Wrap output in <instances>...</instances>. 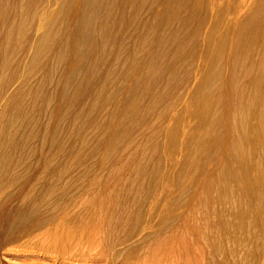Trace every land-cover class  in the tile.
<instances>
[{"label":"rangeland","instance_id":"1","mask_svg":"<svg viewBox=\"0 0 264 264\" xmlns=\"http://www.w3.org/2000/svg\"><path fill=\"white\" fill-rule=\"evenodd\" d=\"M22 1H23L24 5L22 4ZM104 1H107L108 3L104 2ZM160 1H162V2H160ZM72 2H73L72 3L73 4L72 9L74 11H76L77 9H80V6H79V3L81 2L80 0H78V1L73 0ZM96 2L94 1L95 4L93 3V5L91 4L87 8V11L90 13H92L93 10L97 12V14L93 15V17H92V15L89 16L90 19L92 20V22L94 23L93 24L94 27L92 25L93 29L90 30L88 33L86 32V29L84 28L83 24L79 25L80 23H79V20L77 19L76 16H72L70 18H67V20L65 18L66 25L68 23L73 24L74 28H76V26L78 28V26H79V28L77 30L74 29L75 31L79 30V33H80L79 37H81V35H84L85 32L88 35V39L86 40L85 46L82 48V53H80L79 55L78 54L76 55L75 51H71L72 48L70 49V47L68 48L67 46H61L60 45L61 44L60 41H66L67 42V40H68L67 44L72 43V45H73V42H77V43H74L77 46V44L79 43L78 38H74L72 36L71 37H65L66 36V34L64 35L65 31H63V35H62V31L53 30V31H49V33L46 34L45 39L42 38L43 40L41 41V44L38 47H35V49L33 51H30V53L28 54L30 57L29 61L27 63H25L27 65H24V62L21 61L22 64L20 63V54H19V56H16L17 59H16V57L14 58L16 60H14L13 57H11V56L15 52L14 49H16L17 45L21 42L22 37L25 36L26 32L28 31L27 29H29V25H30V21L32 19V15H34V13L38 10V7L40 6L39 4L41 2L40 1L37 2V0H21V1L20 0H17V1L16 0H12V1L0 0V11H2V12H0V29H3V30H0V46L2 47V48H0V55H3V58H4L3 59L2 56L0 57V64H1L0 65V77H1L0 83H1V81L8 79L13 74L14 75L20 74L24 71H34L35 69H37V67H43L42 71L45 74L43 73V77L41 78L42 81H40V83H43L42 88H44L43 90H46V93L49 92V90H53V94H51L50 96H48V93L46 94V93L42 92L39 94L40 97L36 96L33 98L32 102H31V105H33V106H32V109L28 110V112H27V114H29V115L27 117L26 123H28L30 126L33 125L36 129L43 130V128L46 126L45 122L48 121L47 124H48L49 128H47V131L50 132L48 134L52 135V132L54 133L55 130L57 131V133L61 132L60 130H62L65 133V128H64L65 123H69V121L72 119V117L74 118V115H76V114H79V116H81V119L87 120V125L81 131H79V133L73 131V129H75L74 126H72L71 128H69L68 125L66 126L67 127L66 132H67L68 136L71 137L70 134L72 133V131L75 134L78 133L76 138H71V139L75 140V146H77V147L81 146V148H82V149H80L79 152H73L72 153V154H79L80 157L78 159L72 158V161L71 160L65 161L62 158L63 153L58 152L56 159H54V161L51 162L50 158H51V156L55 155V153H54L55 151L49 150L50 151L49 152L48 147H46V148H44L45 149L44 154H42L43 158H44V161H43L41 153H37V151L41 152V151H39L41 149V145L39 142L35 143V145H34L35 151L33 154H31L29 160H30V163L33 164V166L36 163L37 167L34 166L33 168H30L31 171L28 174L29 180H28V185L26 187L25 192L30 195L31 199L33 198L32 200L38 199V196L40 194H41L40 195L41 199H43L44 197L52 196V194L55 193V191H53V190L57 189L56 187H58V192H60L62 190L61 186H62V184H64V182H66V179H67L66 177L69 173V172L63 173V171L65 170L66 167L73 164L74 161H75L74 163L76 164V168L82 167V169L84 170V169H86L92 165L94 167V169L92 171H94V182H93V184H95V186H96V188H94L95 190L94 189L92 190L90 188L91 184L89 185L88 183H85L84 187H82L81 189H79V188H73L72 189L73 194L77 197L76 198L77 205L79 203L78 208L76 209V212L78 213L77 217H79V218H77L75 226L71 225L73 223L70 224V221H67L69 224H67V222L64 221L65 223L63 222L62 224H64L65 226H62V224L58 223L56 226H53L49 229V232H47L48 234L46 233L47 235H45V237L48 236L50 239L48 237L45 238L43 236L44 239H43V237H41V239H37V241L35 243L44 244V245L49 244L51 246L54 245L53 248H54V250H56V252L59 255L77 248L78 251L84 250L86 252V255L83 257H86L88 264H94V263L95 264L96 263H98V264H110L109 260H108L107 253L105 252V245L107 246L109 244V242H110L109 238L114 239L117 236V234H115V233H117L116 232L117 230L119 231V234L121 232L122 224L120 222V217L122 215L120 216V214L122 212H124L127 207L129 208V206L130 207L134 206L136 203V200H139V198H141V196L143 197V195L146 194L148 185L150 187H153L152 184H153V181L156 179V176H155V178L151 177V176H153L155 174L153 171L154 168L159 166L157 174L158 173L160 174L161 172H163V175H166L167 174L166 172L168 169L169 173L171 172V176H172V178H170V180H168V184L170 186L169 187V193L170 194H169V199H168L169 205L167 206L168 210L167 209L165 210L166 212L170 213V219H169L170 225H169V229H168L170 231L164 230V227H162V229L159 233V237L158 236L152 237L151 239L144 240V241H142V243L140 242L139 244L137 242V244L135 246H133L134 248H132V249H136L138 246L137 251H140L139 253H141V254L137 253V251H136L135 256L132 255L131 259L119 258L114 262V264H144V262H146L145 264H148V263L149 264H207V262L210 264H224V263L227 264L228 261H229V264H232V263L233 264H236V263L237 264H241V263L247 264L248 259L250 260L251 258H252V260H250V261H253V259L255 258L254 257L255 252L253 250L255 249V242L257 241V239H256L257 227L259 225H261V223L264 224V184H263L264 183V117H263L264 116V112H263V108H264V95H263V92H264V58L263 57H264V54L261 53V52H264V48H263L264 47V42H263L264 41L263 40V38H264V14H263L264 13V7H263L264 6V0H153V1L152 0H145V1L144 0H134V1L133 0H117V1H114V0H99L98 1V0H96ZM200 2H201V4H200ZM44 3H46V0H43L42 4H44ZM36 4H38L37 7H36ZM106 4H107V6H106ZM111 4H112V6H111ZM173 4H175L177 7ZM96 5H98V6H96ZM149 5H151V6H149ZM128 6H129V8H128ZM261 6L263 9L261 8ZM125 7H127V8H125ZM138 7H139V9H138ZM256 7H258V8L255 9ZM143 8H144V10H143ZM175 8L177 10V13H176ZM2 9L5 10L8 15ZM119 9H121V11H119ZM146 9H148V10H146ZM10 12H12V13H10ZM28 12H30V14ZM32 12H34V13H32ZM122 12H123V14H122ZM141 12L143 13V15ZM113 13H115V15ZM17 14H19V16ZM178 14H180V16ZM185 14L187 15V17H185ZM12 15L14 16V18ZM140 15H142V16H140ZM1 16H2V19H1ZM116 16L117 17L120 16V17L117 18ZM177 16H178V18H177ZM247 16L249 17V19H247ZM7 17H10V19L8 18L9 19L8 20ZM134 17H135V19H134ZM11 18H13L14 20L13 19L11 20ZM15 18H17V19H15ZM102 18L104 19L103 22L101 21ZM201 19L203 22L200 21ZM3 20H4V22H3ZM6 20H8V22ZM17 20H19V21L17 22ZM25 20H26V22H25ZM114 20H115V22H114ZM138 20H140V21L137 22ZM158 20H160V21H158ZM164 20H165V23H164ZM171 20H173V21H171ZM9 21H10V24H9ZM149 21H150V23L152 21V23H151L152 25L149 23ZM245 21H246V23H245ZM5 22H7V23H5ZM134 22H136V23L134 24ZM143 22H144V24H143ZM156 22H157V24H156ZM209 22H210V24H209ZM2 23H4L5 25ZM19 23H20V25H19ZM101 23H103V25ZM123 23H125V24L123 25ZM23 24H25V25H23ZM127 24L129 26H126ZM131 24H133V25H131ZM184 24L188 25V26H186L187 28L188 27H190V28L187 29ZM169 25L172 27H170ZM244 25H245V27H244ZM254 25H255V28H254ZM6 26L8 27L7 29L5 28ZM24 26H26V27H24ZM136 26H138L137 29H136ZM154 27L156 29H154ZM199 27H200V29H199ZM116 28H118V29H116ZM140 28L141 29L143 28V29L141 30ZM150 28H152L154 30H151ZM249 28H250V31H249ZM16 29H17V31L15 32ZM97 29L99 32L98 34H97ZM103 29H104V31H103ZM107 29H108L109 33L107 32ZM135 29H136V31H135ZM259 29H262V30H259ZM137 30H138V32H137ZM24 31H26V32H24ZM116 31H117V33H116ZM139 31H141V32H139ZM3 32L6 35H4ZM56 32H58V33L55 34ZM125 32H126V34H125ZM1 33H2V35H1ZM108 34H109V37H108ZM110 34H113V36L111 35L112 36L111 37ZM116 34L118 35V37L116 36ZM197 34L198 35L200 34L199 38H198ZM14 35H15V37H14ZM47 35H49V36H47ZM51 35H52V37L54 35L55 39L54 38L52 39ZM105 35H106V37H105ZM239 35H240V38H238ZM257 35H259L260 37L259 36H258V38L255 37ZM4 36H5V39H3ZM122 36H123V38H122ZM184 36H186V37H184ZM187 36H190V37L187 38ZM18 37H19V39H18ZM49 37H50V39H49ZM133 37H134V39H133ZM6 38H7V40H6ZM96 38H98L99 42L97 41ZM113 38H116V39H113ZM13 39H14V41H13ZM51 39H52V41H51ZM103 39H105V41L107 40L106 41L107 44L105 43V41H101ZM150 39H153V40L151 41ZM196 39L199 41H197ZM236 39H238V40H236ZM110 41H112V42H110ZM114 41H115V43L113 45ZM244 41L246 43L247 42L248 43L246 44ZM143 42H145V43H143ZM260 42L261 43L263 42V43L261 44ZM125 43H126V45H125ZM141 43H143V44H141ZM123 44L126 46L127 49L125 47H123L124 46ZM243 44H245V46ZM75 45H73L74 48L76 47ZM97 45H98V47H97ZM142 45H144V46H142ZM193 45H194V47H193ZM196 45H197V47H196ZM242 45H243V47H242ZM247 45H248V47H247ZM115 46L118 47L117 50H116ZM120 46H121V48H120ZM250 46H252L253 49ZM257 46H259V47H257ZM11 47L13 48V50ZM55 47H56V49H55ZM150 47H152V48H150ZM173 47H175V48H173ZM198 47H199V49H198ZM236 47H238V48H236ZM4 48L6 51H4ZM60 48H61V50H60ZM140 48H141V50H140ZM192 48H194V49H192ZM10 49L12 51H10ZM64 49H65V51H64ZM129 49L135 53H133V55H132V52ZM147 49L148 50L152 49V51L149 50L150 51L149 52ZM197 49H198V51H197ZM233 49L236 51H234ZM261 49H262V51H260ZM99 50H101V51H99ZM121 50H122V52H121ZM143 50H145V51L147 50V51L145 52ZM125 51H127L128 53L127 52L125 53ZM118 52H120V53H118ZM129 52L131 55L129 54ZM251 53H253L252 56L250 55ZM31 54L32 55L35 54V55L32 56ZM73 54H75V55H73ZM148 54L152 55V56L148 57L149 56ZM159 54L162 58L159 57ZM184 54H185V56H184ZM104 55H105V57H104ZM154 55H155V57H154ZM236 55H238V56H236ZM60 56H63V58H66V59L73 57L72 62L74 61V63L77 62L78 57L84 56L82 59L83 64L85 63V65H86L89 62L88 67H86L85 65H82L85 67H83L82 70H80V72L77 71V69H75L76 74H78L80 77H82V79L79 80L80 84L78 86H76L75 89L73 87V88H70L69 91L67 90L68 92L65 91L64 93H61V95H62V98L60 97L61 99L59 98V92H60L59 90H60V86L62 85V83L59 81H61V78H60L61 74H62V72H64L67 69V66H63L64 68L61 66L63 63L62 64L59 63ZM237 57H239V58H237ZM74 58H77V59H74ZM95 58H96V60H95ZM106 58H107V60H106ZM128 58H130V59L128 60ZM144 58L146 59V61L143 60ZM149 58H152V61ZM249 58H251V59L249 60ZM2 59H3V62H4V60L6 61V63L4 62L5 64L2 62ZM103 59H104V61H103ZM173 59L174 60L176 59V60L174 61ZM194 59H196V61ZM235 59H236V61H235ZM49 60H50V62H49ZM231 60L232 61L234 60V61L232 62ZM238 60L240 63H242L241 65L238 62ZM261 60H262V62H261ZM90 61H91V63H90ZM150 62H152V63H150ZM175 62H177V63H175ZM7 63H8V66H5V65H7ZM93 63H95V64L93 65ZM131 63L134 65H132ZM145 63H146V67H145ZM243 63H245V64H243ZM2 64L4 65L5 68L7 67L6 70L2 68L3 67ZM122 64L124 67H121ZM124 64H126V66ZM135 64L137 66H140V67H138V68H140V71L136 67ZM151 64H153V66ZM91 65H92V68H91ZM100 65L102 66V68ZM158 66H160V67H158ZM240 66H241V68H240ZM32 67H33V69H31ZM134 67H136V69ZM144 67H145V69H144ZM228 67L231 68L230 71L228 70ZM123 68H125V69H123ZM238 68H239V70H238ZM244 68H245V70H244ZM129 69H130V71H129ZM142 69H144V72ZM21 70H22V72H21ZM61 70H62V72H61ZM97 70H99V71H97ZM131 70H133L134 73L131 72ZM248 70H250V71H248ZM1 72L2 73L5 72L4 73L5 75L4 74L1 75ZM58 72H59V74L61 73L60 76H59ZM248 72H249V74H248ZM91 73H93V74H91ZM105 73H106V75H105ZM139 73H140V75H139ZM230 73H231V76H230ZM99 75H101V77ZM150 75L152 78L150 77ZM98 76H99V78H98ZM128 76H129V78H128ZM134 76H136V77H134ZM145 76H147V77H145ZM181 76H183L182 81H180ZM228 76H229V78H227ZM233 76H234V78H232ZM237 76H238V78H236ZM244 76H246V77H244ZM87 77H88V79H87ZM116 77H117V79H116ZM124 77L128 78V79H125ZM164 77H165V79H164ZM86 79H87V82H86ZM131 79H132V81H131ZM133 79H134V81H136V80L139 81V82H137L138 84L136 82H134ZM195 79H196V81H194ZM161 80H163V81H161ZM259 80H260V82H259ZM47 81L50 82V83H48V86H47ZM118 81H120L119 83H121V84H119ZM142 81L144 83H142ZM229 81L233 84V86L231 83L229 84ZM40 83H39V85H40ZM111 83H112V85H111ZM128 83H129V85H128ZM220 83H222L223 86ZM258 83H260V85ZM117 84H118V86H117ZM135 84L137 86H135ZM49 85H50V87H49ZM84 85H85V87H84ZM141 85L143 86L142 89H141V87H142ZM148 85L149 86L151 85L150 87H152V89ZM100 86L102 88H100ZM110 86H111V88H109ZM120 86H121V88H120ZM129 87H130V89H129ZM144 87L146 89H144ZM219 87L221 89L222 88L223 89L220 90ZM30 88L33 89V85H30ZM47 88L49 90H47ZM234 88H236V89H234ZM238 88H239V90H238ZM227 89H228V91L225 92V90H227ZM131 90H132V92H131ZM141 91L144 93H141ZM70 92L73 94H71ZM159 92H160V94H159ZM227 92H229V93H227ZM121 93H122V95H124L123 93H126V95L122 96ZM128 94H130V95L128 96ZM44 95L46 96L45 98H44ZM144 96H146V97H144ZM216 96H218V97H216ZM18 97H17V101H16L17 103H19L21 100V98H20L21 96L19 98ZM49 97H50V100L53 102H51L49 100ZM169 97H171V98H169ZM247 97H249V99ZM140 98H141V101L139 100ZM216 98H217V100H215ZM226 98L228 101L226 100ZM37 99H38V101H37ZM122 99H123V101H122ZM63 100H64V102H63ZM106 100H107V102H106ZM138 100L140 101V103ZM223 100H224V102H223ZM142 101H144V102L142 103ZM166 101H167V103H166ZM177 102H178V104H177ZM238 102L240 104H238ZM247 102H248V105H247ZM250 102H251V104H250ZM46 103L48 106H46ZM58 103H60V104L58 105ZM91 103H93V104H91ZM104 103H106V104H104ZM214 103H215V105H214ZM219 103H220V105H219ZM22 104H23L24 108H28V106H30L28 104V102H25V101L22 102ZM141 104H142V106H140ZM71 105H72V107H71ZM92 105L93 106L95 105V106L92 108ZM99 105H101V106H99ZM161 105L162 106L164 105L163 107L165 109ZM249 105H251V106H249ZM45 106L47 109L45 108ZM147 106H148V108H146ZM169 106L171 108L173 107L174 109L169 108ZM235 106H238V107L236 108ZM58 107H59V109H58ZM118 107H119V109H118ZM227 107H228V109H227ZM36 108H37V110H36ZM91 108H92V110H91ZM166 108L168 111L167 113L165 112ZM229 108H230V110H229ZM61 109H62V112H61ZM126 109H128L130 112ZM140 109H142V110H140ZM152 109H153V111H152ZM169 109L171 110V112ZM65 110H67V111H65ZM217 110H219L220 112ZM227 110H229L232 113L229 115L230 112ZM126 111L128 112L129 116H128ZM146 111H148L149 113ZM158 111H159V113H157ZM49 112L51 114H49ZM76 112H78V113H76ZM138 112H139V115L137 114ZM217 112H219V113H217ZM243 112H245V114ZM64 113H66V114L64 115ZM146 113H148L149 115H147ZM260 113H261V115H260ZM35 114L38 116H35ZM62 114H63V117L58 118V116H62ZM67 114H69L70 117L67 116ZM51 115L53 116V118ZM158 115L160 117L162 115L163 116L160 118ZM157 116L159 118V119H157L158 123L156 120ZM221 116L223 117V119ZM60 118H63V119H60ZM143 118H144V121H143ZM146 118L147 119L149 118V120H147ZM235 118H236V120H235ZM239 118L240 119L242 118V121ZM124 119L126 122L124 121ZM228 119H229V121H228ZM132 120H134V121H132ZM212 120H214V121L212 122ZM91 121L93 123H91ZM145 121H147V122H145ZM240 121H241V123H238ZM152 122L153 123L155 122V123L153 124ZM227 123H228V125H227ZM52 124H54L57 128L53 127L54 125H52ZM143 124H145V125L143 126ZM232 124H233V126H231ZM218 125H220V126H218ZM139 126H141V127H139ZM154 126H155V128H154ZM136 127H138V128L136 129ZM217 127H219V128H217ZM51 128H52V130H51ZM237 128H238V130H237ZM53 129H55V130H53ZM77 129H78V127H77ZM91 129H92V131H91ZM97 129L100 131H97ZM39 130H38V134L36 135V138L38 139V141L40 139V135H42L41 130L40 131ZM233 130H235V131H233ZM100 133L103 136V138L101 139V143L99 142L100 144H98V139L101 137ZM149 133L151 136L148 135ZM207 134H208V136H207ZM234 134L236 135V137ZM62 135L63 134L60 133L61 137H63ZM144 135H146V137ZM231 136H232V141L230 139ZM84 137H88V140H90V142L86 145L85 144L84 145H78V144H81V141ZM206 137H208V138H206ZM223 137H224V140H223L224 142L222 141ZM59 139H60V137H59ZM218 139H220V140H218ZM141 140L143 142H141ZM215 142L217 143V145ZM229 142H232V143H229ZM238 143H240V144H238ZM175 144L176 145L178 144V145L176 146ZM47 145H48V143H47ZM224 145L226 146V148ZM107 146L109 147V149ZM222 146H224V147H222ZM260 146H262V147H260ZM232 147H234L235 149ZM138 148H139V150H138ZM215 148H216V150H215ZM158 149H160V150H158ZM27 150H29L28 147H27V149L24 150V153H26L25 151H27ZM141 150H142V153L140 152ZM217 150H218V152H217ZM222 150L224 151V153ZM103 152H104V154H103ZM137 152H139V153H137ZM172 152H173V154H172ZM247 152L248 153L250 152L249 155L246 154ZM176 153H177V157H176V155H174ZM212 153H214L215 156L214 155L212 156ZM45 154H46V158L44 156ZM84 154L87 157H85V156H84L85 158L81 157ZM89 154L91 156H89ZM98 154H99V156H98ZM36 155H37V157H36ZM40 155H41V157H40ZM154 155H157V156L155 157ZM205 155H208V156L206 157ZM209 155H210V157H209ZM257 155H258V158H257ZM48 156H49V159H48ZM204 156H205V158H204ZM94 157H96V158H94ZM99 157L101 159H99ZM39 159L42 161V163L40 162ZM45 160H48L51 163V165L48 161L45 162ZM184 160H186V161H184ZM219 160L220 161L222 160V161L219 162ZM134 161H137V162H134ZM62 162H63V165H62ZM98 162H99V164H98ZM229 162L230 163L232 162V163L230 164ZM46 163H47V165H46ZM257 163H258V165L260 164L259 165L260 167H258ZM54 164L56 165V167ZM57 164H61L60 167H63L62 172H59V170L57 171L56 169H54V168H57ZM199 164H200V166H199ZM139 165H141V166L144 165V167H147V170L149 168L148 172L146 173V181L147 182L144 181V184L142 183L143 184V190L142 191L141 190L137 191V188L139 187L138 186L139 180L135 176V172L133 171V168L135 169ZM208 165H210V166H208ZM180 167H182V169ZM45 168L46 169L48 168L47 171ZM51 168H52V170H51ZM185 168H187V169H185ZM234 168H236L237 170ZM59 169H61V168H59ZM66 170H68V169H66ZM209 170H210L211 174L209 173ZM19 171L22 172V169L20 168ZM181 171H182V173H181ZM47 172L49 174H52V175H49ZM235 172H238V173L236 174ZM54 173H55V175H54ZM71 173H72V175L78 174V172L76 170L72 171ZM148 173H150V176ZM125 174H126V176H125ZM157 174H155V175H157ZM96 177L98 178L99 182L96 181V179H97ZM135 177H136V180H134L135 182L133 183L132 178L134 179ZM202 177L204 180L202 179ZM38 178H39V180L37 181ZM176 178H178L179 180H175ZM53 179H55L56 182ZM164 179L167 180L168 178L164 177ZM48 180H49V182H48ZM130 180H132V181H130ZM200 180H202V181H200ZM124 181H127V182L130 181L131 184H133V188L128 189V190L122 188ZM236 182H237V184H235ZM241 183L243 185H241ZM43 184L47 187L46 189H45V186ZM161 184H165V183L162 181ZM202 184H203V186H202ZM118 185H119V187H116ZM196 185H197V187H196ZM238 185L239 186L241 185V186L239 187ZM52 186H53V188H52ZM40 187H42V188H40ZM200 187H201V191L199 190ZM202 187H204V188H202ZM241 187H244V188H241ZM34 188H35V191L37 193L34 191ZM30 189L31 190L33 189L32 190L33 192ZM74 189H75V191H74ZM183 189H184V192H183ZM188 189H190V191ZM193 189H194V191H193ZM242 189H245V190H242ZM257 189H259V190H257ZM43 191H44V193H43ZM45 191H48L46 193V195H45ZM83 191H86V192H84V194H83ZM197 191H200V192H197ZM258 191H260V192L257 193ZM38 192H39V195H38ZM117 192H118V194H117ZM187 192L191 193V197H190L189 193L187 195ZM236 192L238 193L237 195H236ZM213 193H214V195H213ZM34 194L35 195L37 194L38 196L36 195L37 196L36 197ZM33 195H34V197H33ZM109 195H111L113 197H111ZM177 195H179V196H177ZM196 195H198V196L196 197ZM201 195L203 197L205 195L204 199H205L206 203L203 202L204 199ZM176 196L179 198H177ZM247 196H248V198H247ZM40 197H39L38 202L41 201ZM181 198H184V199H181ZM192 198H195V199H192ZM209 198H210V200H209ZM256 198L257 199L259 198V200L262 199L261 202L259 200H257ZM212 199H214L215 202H217V203H215L214 200H212ZM237 199H238V201H237ZM239 199H241L242 201ZM44 200H45V198L43 199V201ZM176 200H177V203L175 202ZM198 200H199L200 204H198V202H197ZM108 201L109 202L111 201V202L109 203ZM170 201H172V202L170 203ZM236 201L239 203H237ZM99 203H100V205H99ZM130 203H131V205H130ZM28 205H29V203L27 202L25 204V208H27ZM187 205H188V208H187ZM231 205H233V206H231ZM250 205L253 207V209L249 208V207H251ZM116 206H117V208L114 209ZM228 206H229V208H228ZM241 206H242V208H241ZM225 207H226V209H225ZM232 207H234V208H232ZM238 207H240V208L238 209ZM119 208H122L123 210L119 209ZM231 208L234 209L235 211L231 210ZM188 209H190V210H188ZM248 210H250L251 214H249ZM97 211L99 213H97ZM109 211H110V213H109ZM212 211L214 214L212 213ZM225 211H226V213H225ZM247 211H248V213H247ZM3 212L0 211V219H2V224L0 225V232H1V234H0V249H1L0 250V252H1L0 253V264H23V263L24 264H33V263L34 264H43L45 262H46L45 264H48L49 262H50V264H78V263L80 264V263H82V262H76V263L63 262L60 260V256L58 254L47 256V255H43L42 253H39V252H35V251L30 252V250L29 251L23 250V244L25 243V241L16 240L17 237H14L15 235H13L12 233H9L8 231L10 230L11 223L13 221L18 219V217H20L21 215H24V216L28 215V213L25 212V214H16L13 212L12 213H10V212H4L3 213ZM202 212H204V213H202ZM232 212H233V214H232ZM234 212H236V214ZM111 213H113V214L111 215ZM103 214H104V216H103ZM177 214H179L180 216ZM244 214H246V216ZM182 215H183V217H182ZM231 215H232V217H230ZM224 216H226L225 219H224ZM247 217H248V219H247ZM251 217H253V218H251ZM226 218L229 220L231 219V220L228 221ZM260 218L262 220H259ZM233 219H234V221H233ZM107 220H110L111 221L110 223H112V224H109ZM171 220H173V221H171ZM176 220L179 221L180 223L176 222ZM248 221H250L249 224H248ZM78 222H80V224ZM87 222H88V224H87ZM232 222H233V224H232ZM102 224H103V226H102ZM114 224H115V226H114ZM9 225H10V227H9ZM68 225H70V226H68ZM174 225H176L178 227H176V226L173 227ZM222 225H223V227H222ZM213 226H215V228ZM250 226H252V227L254 226L255 228L253 227L254 228L253 229ZM54 227H56V230H54L55 229ZM108 227H109V230L111 232L107 229ZM170 227H173V228L171 229ZM225 227H227V228H225ZM73 228H75V229H73ZM103 228H105V230L107 232ZM218 228L220 230L217 231ZM7 229H9V230L7 231ZM240 230H242V233ZM50 231H51V233H50ZM63 231H64V233H63ZM65 231H67V233ZM104 231H105V233H104ZM223 231H224V233H223ZM237 231H239V232H237ZM217 232H218V234L216 235ZM229 232H230V234H229ZM232 232H233V234H232ZM7 233H9V234H7ZM52 233H54V235ZM246 233L248 234V236ZM3 234L5 236H3ZM61 234H63V235H61ZM243 234H245V236L248 238H246V237L244 238ZM50 235H51V237H50ZM99 235H101L100 237H102V239L104 237V239L102 240L99 237ZM166 235H168V236H166ZM229 235H230V237H229ZM105 236H107L108 238ZM164 237H166V238H164ZM221 237H222V239H221ZM33 239H36V238L32 237V239H30L26 242L27 243L28 242H34ZM47 239H48V242H47ZM98 239L102 240V242L99 241L96 243V241H98ZM224 239H225V241H224ZM231 239H232V241H231ZM235 239H236V241H235ZM220 240H222V242ZM63 241H65V242H63ZM229 241L233 242V243H229ZM80 242H81V244H80ZM100 242H101V244H100ZM147 242H148V244L146 245ZM246 242H248V243H246ZM75 243H76V245L80 244L79 248L77 246L73 245ZM226 243L228 244L229 247L227 246ZM63 244H64V246H63ZM233 244L235 247L233 246ZM237 244H239V245H237ZM241 244H243V246ZM251 244H253V245L251 246ZM3 245H4V247H3ZM72 245L74 246V248L72 247ZM141 245H142V247L144 246L145 249L142 248ZM5 246H7L6 249H5ZM216 246L219 250L216 248ZM231 246H232V248H231ZM248 246L250 248H248ZM219 247L220 248L222 247V249H220ZM251 247L253 250H251ZM7 248H8V250H7ZM140 248H142L143 250ZM4 249H5V251H4ZM66 249H68V250H66ZM247 250H248V252H247ZM220 251H221V253H220ZM240 252L243 253V254L242 253L240 254V256H242L243 258L239 257ZM228 253L230 256L227 255ZM137 254H139V255H137ZM232 255H233V257H232ZM2 256H4V257H2ZM23 256H24V258H22ZM215 257H217V258L215 259ZM227 257L230 259L228 260ZM236 257L238 258V260L240 259L239 262H238ZM5 258L8 259L6 262H5V260H6ZM19 258L21 259V261L25 260V262L19 261L20 260ZM28 258L32 262H30L28 260ZM241 259H243L244 261ZM37 260L39 261V263L37 262ZM230 260H234V261L231 262ZM8 261H10V262H8ZM26 261H27V263H26ZM33 261H36V262H33ZM82 264H87V263H82Z\"/></svg>","mask_w":264,"mask_h":264},{"label":"bare ground","instance_id":"2","mask_svg":"<svg viewBox=\"0 0 264 264\" xmlns=\"http://www.w3.org/2000/svg\"><path fill=\"white\" fill-rule=\"evenodd\" d=\"M5 1V0H4ZM10 1H12V0H10ZM17 1V0H16ZM21 1V0H20ZM38 1H40L41 3L39 4L40 6L38 7V10L34 13V12H32V13H34V15H32V19H31V21H30V25H29V29H27L28 31L26 32V31H24V32H26V34H25V36H23L22 37V40H21V42L17 45V47H16V49H14L15 50V52L12 54V56L11 57H13V59L16 57V56H19V54H20V63L22 64V62H24V65H27V64H25V63H27L28 61H29V53H30V51H33L34 49H35V47H38L40 44H41V41L43 40L42 38H44L45 39V36H46V34L47 33H49V31H53V30H57V31H62V35H63V31H65V33H64V35L66 34V36L65 37H74V38H78L79 39V43L77 44V46L74 44V43H77V42H73V45H75L76 47L74 48L73 47V45H72V43H70V44H67V42H68V40H67V42L66 41H60V45L61 46H67L68 48L70 47V49H71V51H75V54L77 55H79L80 53H82V48L85 46V43H86V40L88 39V35H87V33L90 31V30H92L93 29V27H94V23L92 22V20L90 19V17L89 16H91L92 15V17H93V15H95V14H97V12L96 11H92V13H90V12H88L87 11V8L92 4L93 5V3H94V1L96 2V0H80L81 2L79 3V6H80V9H75L76 11H74L73 9H72V6H73V0H46V3H44V4H42V2H43V0H37V2ZM78 1V0H77ZM99 1V0H98ZM114 1H117V0H114ZM134 1V0H133ZM145 1V0H144ZM153 1V0H152ZM26 2V1H25ZM104 2H106V3H108L107 1H104ZM160 2H162V1H160ZM9 3V2H8ZM11 3V2H10ZM18 3V2H17ZM20 3V2H19ZM27 3V2H26ZM97 3V2H96ZM116 3V2H115ZM151 3V2H150ZM155 3V2H154ZM170 3V2H169ZM203 3V2H202ZM3 4V3H2ZM13 4V3H12ZM22 4L24 5V3H23V1H22ZM95 4V3H94ZM122 4V3H121ZM149 4V3H148ZM200 4H201V2H200ZM8 5V4H7ZM30 5V4H29ZM32 5V4H31ZM37 5L38 4H36V7H37ZM116 5V4H115ZM161 5V4H160ZM173 5H175V4H173ZM18 6V5H17ZM26 6V5H25ZM77 6V5H76ZM96 6H98V5H96ZM106 6H107V4H106ZM111 6H112V4H111ZM144 6V5H143ZM149 6H151V5H149ZM176 6V5H175ZM182 6V5H181ZM203 6V5H202ZM263 6V5H262ZM262 6H261V8H262ZM7 7V6H6ZM10 7V6H9ZM28 7V6H27ZM26 7V8H27ZM35 7V6H34ZM93 7V6H92ZM110 7V6H109ZM123 7V6H122ZM145 7V6H144ZM164 7V6H163ZM174 7V6H173ZM177 7V6H176ZM185 7V6H184ZM264 7V6H263ZM29 8V7H28ZM96 8V7H95ZM117 8V7H116ZM125 8H127V7H125ZM128 8H129V6H128ZM133 8V7H132ZM165 8V7H164ZM163 8V9H164ZM186 8V7H185ZM258 7H256L255 9H257ZM6 9V8H5ZM12 9V8H11ZM23 9V8H22ZM21 9V10H22ZM25 9V8H24ZM109 9V8H108ZM134 9V8H133ZM138 9H139V7H138ZM150 9V8H149ZM162 9V10H163ZM179 9V8H178ZM184 9V8H183ZM182 9V10H183ZM263 9V8H262ZM3 10V9H2ZM97 10V9H96ZM115 10V9H114ZM143 10H144V8H143ZM146 10H148V9H146ZM175 10H176V8H175ZM174 10V11H175ZM195 10V9H194ZM4 12H6L5 10H3ZM18 11V10H17ZM27 11V10H26ZM119 11H121V9H119ZM124 11V10H123ZM131 11V10H130ZM156 11V10H155ZM154 11V12H155ZM184 11V10H183ZM262 11V10H261ZM0 12H2V11H0ZM13 12V11H12ZM12 12H10V13H12ZM25 12V11H24ZM94 12V13H93ZM144 12V11H143ZM166 12V11H165ZM172 12V11H171ZM253 12V11H252ZM251 12V13H252ZM263 12V11H262ZM29 14H30V12H28ZM31 13V14H32ZM108 13V12H107ZM130 13V12H129ZM135 13V12H134ZM142 13V12H141ZM149 13V12H148ZM174 13V12H173ZM176 13H177V10H176ZM182 13V12H181ZM180 13V14H181ZM250 13V14H251ZM6 14H7V12H6ZM114 15H115V13H113ZM119 14V13H118ZM122 14H123V12H122ZM133 14V13H132ZM131 14V15H132ZM138 14V13H137ZM180 14H178L179 16H180ZM190 14V13H189ZM262 14V13H261ZM264 14V13H263ZM8 15V14H7ZM11 15V14H10ZM9 15V16H10ZM18 16H19V14H17ZM103 15V14H102ZM101 15V16H102ZM113 15V16H114ZM139 15V14H138ZM142 15H143V13H142ZM142 15H140V16H142ZM174 15V14H173ZM253 15V14H252ZM251 15V16H252ZM13 16V15H12ZM72 16H76L77 17V19L79 20V25H81V24H83V26H84V28L86 29V32H85V34L84 35H81V37H79V35H80V33H79V30L78 31H75L74 29H78L79 28V26H78V28H77V26H76V28H74L73 27V24H70V23H68L67 25H66V20H67V18H70V17H72ZM134 16V15H133ZM136 16V15H135ZM175 16V15H174ZM192 16V15H191ZM258 16V15H257ZM75 17V18H76ZM117 17V16H116ZM118 17H120V16H118ZM117 17V18H118ZM185 17H187V15L185 14ZM10 19V17H7V19ZM13 18H14V16H13ZM13 18H11V20L13 19ZM65 18H66V20H65ZM101 18V17H100ZM144 18V17H143ZM177 18H178V16H177ZM191 18V17H190ZM254 18V17H253ZM1 19H2V16H1ZM8 19V20H9ZM15 19H17V18H15ZM21 19V18H20ZM90 19V20H89ZM103 19V18H102ZM101 19V21L103 22L104 21V19L102 20ZM123 19V18H122ZM133 19V18H132ZM134 19H135V17H134ZM152 19V18H151ZM166 19V18H165ZM189 19V18H188ZM247 19H249V17L247 16ZM5 20V19H4ZM4 20H3V22H4ZM8 20H6L7 22H8ZM14 20V19H13ZM23 20V19H22ZM27 20V19H26ZM26 20H25V22H26ZM109 20V19H108ZM119 20V19H118ZM137 20V19H136ZM147 20V19H146ZM150 20V19H149ZM182 20V19H181ZM192 20V19H191ZM198 20V19H197ZM19 20H17V22H18ZM100 21V20H99ZM98 21V22H99ZM132 21V20H131ZM140 20H138L137 22H139ZM158 21H160V20H158ZM171 21H173V20H171ZM170 21V22H171ZM200 21H202V19L200 20ZM260 21V20H259ZM7 22H5V23H7ZM114 22H115V20H114ZM119 22V21H118ZM182 22V21H181ZM196 22V21H195ZM194 22V23H195ZM203 22V21H202ZM252 22V21H251ZM250 22V23H251ZM120 23V22H119ZM131 23V22H130ZM136 22H134V24H135ZM149 23H150V21H149ZM148 23V24H149ZM151 23H152V21H151ZM150 23V24H151ZM162 23V22H161ZM164 23H165V20H164ZM190 23V22H189ZM201 23V22H200ZM245 23H246V21H245ZM258 23V22H257ZM2 24H4V23H2ZM9 24H10V21H9ZM8 24V25H9ZM75 24V23H74ZM102 25H103V23H101ZM125 23H123V25H124ZM143 24H144V22H143ZM156 24H157V22H156ZM175 24V23H174ZM182 24V23H181ZM188 24V23H187ZM209 24H210V22H209ZM248 24V23H247ZM246 24V25H247ZM5 25V24H4ZM19 25H20V23H19ZM23 25H25V24H23ZM92 25H93V27H92ZM122 25V24H121ZM131 25H133V24H131ZM139 25V24H138ZM152 25V24H151ZM172 25V24H171ZM185 25V27L186 26H188V25H186V24H184ZM194 25V24H193ZM192 25V26H193ZM15 26V25H14ZM17 26V25H16ZM112 26V25H111ZM126 26H129L128 24L126 25ZM154 26V25H153ZM156 26V25H155ZM170 26V25H169ZM191 26V27H192ZM205 26V25H204ZM20 27V26H19ZM24 27H26V26H24ZM102 27V26H101ZM137 27L138 26H136V29H137ZM170 27H172V26H170ZM175 27V26H174ZM182 27V26H181ZM207 27V26H206ZM205 27V28H206ZM244 27H245V25H244ZM258 27V26H257ZM6 29L8 28L7 26L5 27ZM4 28V29H5ZM81 28V27H80ZM83 28V27H82ZM187 28V27H186ZM188 28H190V27H188ZM187 28V29H188ZM254 28H255V25H254ZM13 29V28H12ZM11 29V30H12ZM101 29V28H100ZM116 29H118V28H116ZM130 29V28H129ZM136 29H135V31H136ZM141 29V28H140ZM143 29V28H142ZM141 29V30H142ZM151 30H154V29H156L155 27H154V29H152V28H150ZM158 29V28H157ZM195 29V28H194ZM199 29H200V27H199ZM0 30H3V29H0ZM25 30V29H24ZM83 30V29H82ZM96 30V29H95ZM115 30V29H114ZM134 30V29H133ZM149 30V29H148ZM150 30V31H151ZM192 30V29H191ZM202 30V29H201ZM200 30V31H201ZM259 30H262V29H259ZM17 31V29L15 30V32ZM103 31H104V29H103ZM127 31V30H126ZM144 31V30H143ZM156 31V30H155ZM185 31V30H184ZM190 31V30H189ZM196 31V30H195ZM248 31V30H247ZM249 31H250V28H249ZM248 31V32H249ZM107 32H108V29H107ZM115 32V31H114ZM130 32V31H129ZM137 32H138V30H137ZM136 32V33H137ZM139 32H141V31H139ZM145 32V31H144ZM172 32V31H171ZM244 32V31H243ZM247 32V33H248ZM20 33V32H19ZM58 32H56L55 34H57ZM99 32H98V29H97V34H98ZM109 33V32H108ZM116 33H117V31H116ZM132 33V32H131ZM148 33V32H147ZM189 33V32H188ZM197 33V32H196ZM202 33V32H201ZM250 33V32H249ZM3 34H4V32H3ZM12 34V33H11ZM16 34V33H15ZM125 34H126V32H125ZM139 34V33H138ZM144 34V33H143ZM156 34V33H155ZM263 34V33H262ZM1 35H2V33H1ZM4 35H6V34H4ZM22 35V34H21ZM20 35V36H21ZM113 36V34H110V36ZM115 35V34H114ZM120 35V34H119ZM131 35V34H130ZM147 35V34H146ZM196 35V34H195ZM198 35V34H197ZM200 35V34H199ZM199 35H198V38H199ZM47 36H49V35H47ZM57 36V35H56ZM61 36V35H60ZM99 36V35H98ZM111 36V37H112ZM116 36L118 37V35L116 34ZM127 36V35H126ZM154 36V35H153ZM174 36V35H173ZM194 36V35H193ZM242 36V35H241ZM245 36V35H244ZM248 36V35H247ZM250 36V35H249ZM258 36L259 35H257V36H255V37H257L258 38ZM3 37V36H2ZM9 37V36H8ZM14 37H15V35H14ZM51 37H52V35H51ZM64 37V38H65ZM97 37V36H96ZM105 37H106V35H105ZM108 37H109V34H108ZM129 37V36H128ZM156 37V36H155ZM160 37V36H159ZM184 37H186V36H184ZM188 37H190V36H187V38ZM260 37V36H259ZM13 38V37H12ZM54 38V35H53V37H52V39ZM99 38V37H98ZM98 38H96L97 39V41H98ZM122 38H123V36H122ZM121 38V39H122ZM238 38H240V35H239V37ZM243 38V37H242ZM247 38V37H246ZM263 38V37H262ZM2 39V38H1ZM3 39H5V36H4V38ZM15 39V38H14ZM14 39H13V41H14ZM18 39H19V37H18ZM17 39V40H18ZM49 39H50V37H49ZM52 39H51V41H52ZM55 39V38H54ZM113 39H116V38H113ZM133 39H134V37H133ZM136 39V38H135ZM154 39V38H153ZM153 39H150L151 41L153 40ZM6 40H7V38H6ZM64 40V39H63ZM75 40V39H74ZM124 40V39H123ZM128 40V39H127ZM126 40V41H127ZM197 40V39H196ZM236 40H238V39H236ZM242 40V39H241ZM263 40H264V38H263ZM262 40V41H263ZM9 41V40H8ZM49 41V40H48ZM54 41V40H53ZM94 41V40H93ZM101 41H105V39H103V40H101ZM107 41V40H106ZM106 41H105V43H106ZM116 41V40H115ZM115 41L113 42V45H114V43H115ZM125 41V42H126ZM132 41V40H131ZM136 41V40H135ZM197 41H199V40H197ZM7 42V41H6ZM99 42V41H98ZM110 42H112V41H110ZM130 42V41H129ZM142 42V41H141ZM146 42V41H145ZM145 42H143V43H145ZM182 42V41H181ZM180 42V43H181ZM245 42V41H244ZM243 42V43H244ZM252 42V41H251ZM264 42V41H263ZM262 42V43H263ZM2 43V42H1ZM15 43V42H14ZM58 43V42H57ZM56 43V44H57ZM95 43V42H94ZM104 43V42H103ZM132 43V42H131ZM143 43H141V44H143ZM233 43V42H232ZM235 43V42H234ZM246 43V42H245ZM248 43V42H247ZM246 43V44H247ZM253 43V42H252ZM258 43V42H257ZM261 43V42H260ZM261 43V44H262ZM101 44V43H100ZM107 44V43H106ZM173 44V43H172ZM179 44V43H178ZM236 44V43H235ZM256 44V43H255ZM254 44V45H255ZM260 44V45H261ZM109 45V44H108ZM116 45V44H115ZM124 45V44H123ZM125 45H126V43H125ZM123 46V47H125L126 48V46ZM129 45V44H128ZM180 45V44H179ZM240 45V44H239ZM244 46H245V44H243ZM243 45H242V47H243ZM10 46V45H9ZM12 46V45H11ZM112 46V45H111ZM142 46H144V45H142ZM152 46V45H151ZM182 46V45H181ZM199 46V45H198ZM235 46V45H234ZM237 46V45H236ZM5 47V46H4ZM14 47V46H13ZM97 47H98V45H97ZM107 47V46H106ZM116 47V46H115ZM193 47H194V45H193ZM196 47H197V45H196ZM239 47V46H238ZM238 47H236V48H238ZM247 47H248V45H247ZM251 48H252V46H250ZM257 47H259V46H257ZM0 48H2L1 46H0ZM12 48V47H11ZM40 48V47H39ZM42 48V47H41ZM117 48L118 47H116V50H117ZM120 48H121V46H120ZM142 48V47H141ZM141 48H140V50H141ZM149 48V47H148ZM150 48H152V47H150ZM173 48H175V47H173ZM255 48V47H254ZM264 48V47H263ZM7 49V48H6ZM55 49H56V47H55ZM127 49V48H126ZM143 49V48H142ZM192 49H194V48H192ZM198 49H199V47H198ZM198 49H197V51H198ZM247 49V48H246ZM253 49V48H252ZM257 49V48H256ZM12 50H13V48H12ZM11 49H10V51H12ZM38 50V49H37ZM53 50V49H52ZM60 50H61V48H60ZM120 50V49H119ZM130 50V49H129ZM138 50V49H137ZM148 50V49H147ZM146 50V51H147ZM150 51H152V49H149ZM148 50V51H149ZM234 50V49H233ZM2 51V50H1ZM4 51H6L5 50V48H4ZM8 51V50H7ZM64 51H65V49H64ZM68 51V50H67ZM99 51H101V50H99ZM124 51V50H123ZM131 51V50H130ZM143 51H145V50H143ZM145 51V52H146ZM149 51V52H150ZM234 51H236V50H234ZM260 51H262V49L260 50ZM41 52V51H40ZM44 52V51H43ZM54 52V51H53ZM121 52H122V50H121ZM127 51H125V53H126ZM132 52V51H131ZM137 52V51H136ZM162 52V51H161ZM4 53V52H3ZM32 53V52H31ZM66 53V52H65ZM64 53V54H65ZM116 53V52H115ZM118 53H120V52H118ZM128 53V52H127ZM133 53H135V52H132V55H133ZM148 53V52H147ZM146 53V54H147ZM191 53V52H190ZM237 53V52H236ZM260 53V52H259ZM261 53H263L264 54V52H261ZM75 54H73V55H75ZM92 54V53H91ZM104 54V53H103ZM107 54V53H106ZM129 54H130V52H129ZM181 54V53H180ZM197 54V53H196ZM252 54L253 53H251L250 55L252 56ZM255 54V53H254ZM32 55V54H31ZM30 55V56H31ZM33 55H35V54H33ZM32 55V56H33ZM72 55V56H73ZM117 55V54H116ZM124 55V54H123ZM131 55V54H130ZM135 55V54H134ZM149 55V54H148ZM182 55V54H181ZM189 55V54H188ZM2 56V58H3V55H0V57ZM45 56V55H44ZM69 56V55H68ZM91 56V55H90ZM93 56V55H92ZM152 55H149L148 57H151ZM179 56V55H178ZM184 56H185V54H184ZM183 56V57H184ZM234 56V55H233ZM236 56H238V55H236ZM240 56V55H239ZM74 57V56H73ZM72 57V58H73ZM84 57V56H83ZM83 57H78V60H77V62L76 63H74V61L72 62V58H69V59H66V58H63V56H60V58H59V63H63L61 66L63 67V66H67V69L64 71V72H62V70H61V72H62V74H61V81H59V82H61L62 83V85L60 86V92H59V98L61 97L62 98V95H61V93H64L65 91H69L70 90V88H73L74 87V89L76 88V86H78L80 83H79V80L80 79H82V77H80L78 74H76V71H75V69H77V71H79L80 72V70H82V68L83 67H88L89 66V62L85 65V63L83 64V62H82V59H83ZM97 57V56H96ZM103 57V56H102ZM101 57V58H102ZM104 57H105V55H104ZM107 57V56H106ZM121 57V56H120ZM147 57V56H146ZM145 57V58H146ZM154 57H155V55H154ZM159 57H161L160 56V54H159ZM197 57V56H196ZM245 57V56H244ZM255 57V56H254ZM10 58V57H9ZM50 58V57H49ZM112 58V57H111ZM132 58V57H131ZM142 58V57H141ZM143 59V60H145L146 61V59ZM162 58V57H161ZM178 58V57H177ZM237 58H239V57H237ZM264 58V57H263ZM4 59V58H3ZM3 59H2V62H3ZM16 59H17V57H16ZM16 59H14V60H16ZM74 59H77V58H74ZM91 59V58H90ZM105 59V58H104ZM104 59H103V61H104ZM120 59V58H119ZM122 59V58H121ZM130 58H128V60H129ZM140 59V58H139ZM138 59V60H139ZM149 59H151V61H152V58H149ZM155 59V58H154ZM158 59V58H157ZM231 59V58H230ZM245 59V58H244ZM243 59V60H244ZM251 58H249V60H250ZM10 60V59H9ZM13 60V61H14ZM95 60H96V58H95ZM106 60H107V58H106ZM159 60V59H158ZM174 60V59H173ZM176 60V59H175ZM174 60V61H175ZM186 60V59H185ZM184 60V61H185ZM195 61H196V59H194ZM222 60V59H221ZM254 60V59H253ZM8 61V60H7ZM22 61V62H21ZM110 61V60H109ZM112 61V60H111ZM118 61V60H117ZM134 61V60H133ZM181 61V60H180ZM192 61V60H191ZM232 61V60H231ZM230 61V62H231ZM234 61V60H233ZM232 61V62H233ZM235 61H236V59H235ZM1 62V63H2ZM4 62L6 63V61L4 60ZM3 62V63H4ZM49 62H50V60H49ZM85 62V61H84ZM115 62V61H114ZM113 62V63H114ZM137 62V61H136ZM149 62V61H148ZM155 62V61H154ZM153 62V63H154ZM178 62V61H177ZM177 62H175V63H177ZM238 62H239V60H238ZM243 62V61H242ZM249 62V61H248ZM254 62V61H253ZM261 62H262V60H261ZM4 63V64H5ZM46 63V62H45ZM44 63V64H45ZM90 63H91V61H90ZM121 63V62H120ZM133 63V62H132ZM131 63V64H132ZM142 63V62H141ZM150 63H152V62H150ZM149 63V64H150ZM240 63V62H239ZM238 63V64H239ZM50 64V63H49ZM95 63H93V65H94ZM242 63H240V65H241ZM243 64H245V63H243ZM1 65V64H0ZM3 65V64H2ZM12 65V64H11ZM30 65V64H29ZM60 65V64H59ZM82 65H85V66H82ZM117 65V64H116ZM125 66H126V64H124ZM132 65H134V64H132ZM136 65V64H135ZM152 66H153V64H151ZM160 65V64H159ZM5 66H8V63H7V65H5ZM10 66V65H9ZM82 66V67H81ZM101 66V65H100ZM229 66V65H228ZM234 66V65H233ZM247 66V65H246ZM245 66V67H246ZM23 67V66H22ZM25 67V66H24ZM34 67V66H33ZM33 67L31 68V69H33ZM61 67V68H62ZM94 67V66H93ZM113 67V66H112ZM111 67V68H112ZM121 67H124L123 66V64H122V66ZM120 67V68H121ZM129 67V66H128ZM133 67V66H132ZM136 67L138 68V67H140V66H137L136 65ZM136 67H134L135 69H136ZM145 67H146V63H145ZM145 67H144V69H145ZM151 67V66H150ZM158 67H160V66H158ZM195 67V66H194ZM237 67V66H236ZM3 69H5L6 70V68L4 67V65H3V67H2ZM1 68V69H2ZM42 68L43 67H37V69H35L34 71H24V72H22V70H21V72L22 73H20V74H13V75H11L8 79H5V80H3V81H1V83H0V211H4V212H10V213H16V214H25V212H27L28 213V215H21L20 217H18V219H16L15 221H13L12 223H11V227H10V225H9V227H10V230L9 229H7V231L9 232V233H12L13 235H15L14 237H17V239L16 240H18V241H25V243L23 244V250H27V251H29L30 250V252L31 251H35V252H39V253H42L43 255H47V256H51V255H56V254H58L57 252H56V250H54V248H53V246H51V245H49V244H46V245H44V244H37V243H35L36 241H37V239H41V237H45V235H47L48 233L47 232H49V229L51 228V227H53V226H56L58 223H60V224H62L64 221H70V224L71 223H73V224H71V225H74L75 226V223H76V221H77V218H79V217H77V215H78V213L76 212V209L78 208V205H79V203H78V205H77V203H76V196L73 194V192H72V189L73 188H79V189H81L82 187H84V184L85 183H88L89 185H90V188L93 190L94 188H96V186H95V184H93V182H94V171H92L93 169H94V167H93V165L92 166H90V167H88V168H86V169H82V167H78V168H76V164L73 162V164H71L70 166H68V167H66L65 168V170L63 171L62 170V168L63 167H60L61 166V164H57V168H54V169H56L57 171L59 170V172H62L63 171V173H67V172H69L68 173V175H67V179H66V182H64V184H62V186H61V188H62V190L60 191V192H58V187H56L57 189L56 190H53V191H55V193H53L52 194V196H48V197H44L45 198V200L43 201V199H41V197H40V195H39V192H38V199H34V200H32L31 198H30V195L28 194V193H26L25 191H26V187H27V185H28V180H29V176H28V174H29V172L31 171L30 170V168H33L34 166L35 167H37L36 166V163H35V165L33 166V164L32 163H30V160H29V158H30V156H31V154H33L34 153V145H35V143L37 142H39L40 143V145H41V149L39 150V151H41V152H38L37 151V153H41V155L42 154H44V152H45V149L44 148H46V147H48V151L49 150H54L55 152V155L54 156H51V158H50V160H51V162H53L54 161V159H56V157H57V155H58V152L59 153H63V160H65V161H67V160H71L72 161V158L73 159H78L79 157H80V155L79 154H72L73 152H79L80 151V149H82L81 148V146H79V147H77V146H75V140H73V139H71V138H76V136L78 135V133H79V131H81L86 125H87V120L86 119H81V116H79V114H76V115H74V118L72 117V119L69 121V123H65V125H64V128H65V133L62 131V130H60L61 132H59V133H57V131L55 130V129H53V130H55L54 131V133L52 132V135L51 134H48V133H50V132H48L47 131V128H49L48 127V124H47V122L48 121H46L45 123H46V126L43 128V130H41V132H42V135H40V139H39V141H38V139L36 138V135L38 134V130L39 129H36L33 125L32 126H30L28 123H26V120H27V117H28V115L29 114H27V112H28V110H31L32 109V106L33 105H31V102H32V100H33V98L34 97H36V96H38V97H40L39 96V94L40 93H42V92H44V93H46V90H43L44 88H42V86H43V83H40V81H42L41 80V78L43 77V71H42ZM54 68V67H53ZM64 68V67H63ZM91 68H92V65H91ZM101 68H102V66H101ZM100 68V69H101ZM131 68V67H130ZM240 68H241V66H240ZM2 69V70H3ZM22 69V68H21ZM24 69V68H23ZM123 69H125V68H123ZM139 69V71H140V68H138ZM144 69H142L143 70V72H144ZM154 69V68H153ZM172 69V68H171ZM179 69V68H178ZM222 69V68H221ZM230 67H228V70L230 71ZM47 70V69H46ZM102 70V69H101ZM121 70V69H120ZM147 70V69H146ZM168 70V69H167ZM186 70V69H185ZM237 70V69H236ZM238 70H239V68H238ZM244 70H245V68H244ZM243 70V71H244ZM251 70V69H250ZM250 70H248V71H250ZM54 71V70H53ZM97 71H99V70H97ZM126 71V70H125ZM129 71H130V69H129ZM151 71V70H150ZM255 71V70H254ZM6 72V71H5ZM4 72V73H5ZM94 72V71H93ZM131 72H133L134 73V71L133 70H131ZM163 72V71H162ZM161 72V73H162ZM166 72V71H165ZM192 72V71H191ZM190 72V73H191ZM233 72V71H232ZM4 73H2L1 72V75L2 74H4ZM95 73V72H94ZM107 73V72H106ZM106 73H105V75H106ZM128 73V72H127ZM141 73V72H140ZM140 73H139V75H140ZM157 73V72H156ZM155 73V74H156ZM45 74V73H44ZM57 74V73H56ZM58 74H59V72H58ZM60 74H59V76H60ZM91 74H93V73H91ZM104 74V73H103ZM126 74V73H125ZM132 74V73H131ZM167 74V73H166ZM248 74H249V72H248ZM253 74V73H252ZM5 75V74H4ZM3 75V76H4ZM119 75V74H118ZM122 75V74H121ZM135 75V74H134ZM152 75V74H151ZM151 75H150V77H151ZM164 75V74H163ZM2 76V77H3ZM58 76V77H59ZM77 76V77H76ZM100 77H101V75H99ZM99 76H98V78H99ZM148 76V75H147ZM147 76H145V77H147ZM161 76V75H160ZM230 76H231V73H230ZM54 77V76H53ZM93 77V76H92ZM108 77V76H107ZM134 77H136V76H134ZM155 77V76H154ZM158 77V76H157ZM191 77V76H190ZM244 77H246V76H244ZM1 78V77H0ZM125 78V77H124ZM128 78H129V76H128ZM128 78H125V79H128ZM152 78V77H151ZM161 78V77H160ZM182 78H183V76H181V80L180 81H182ZM227 78H229V76L227 77ZM232 78H234V76L232 77ZM236 78H238V76L236 77ZM251 78V77H250ZM87 79H88V77H87ZM87 79H86V82H87ZM92 79V78H91ZM101 79V78H100ZM105 79V78H104ZM116 79H117V77H116ZM135 79V78H134ZM134 79H133V81H134ZM164 79H165V77H164ZM197 79V78H196ZM196 79L194 80V81H196ZM240 79V78H239ZM149 80V79H148ZM227 80V79H226ZM230 80V79H229ZM250 80V79H249ZM51 81V80H50ZM131 81H132V79H131ZM152 81V80H151ZM157 81V80H156ZM161 81H163V80H161ZM239 81V80H238ZM244 81V80H243ZM58 82V83H59ZM120 81H118V83H119ZM128 82V81H127ZM134 82H139V81H134ZM160 82V81H159ZM219 82V81H218ZM226 82V81H225ZM247 82V81H246ZM245 82V83H246ZM259 82H260V80H259ZM39 83H40V85H39ZM48 83H50V82H48L47 81V86H48ZM104 83V82H103ZM130 83V82H129ZM129 83H128V85H129ZM142 83H144L143 81H142ZM156 83V82H155ZM154 83V84H155ZM163 83V82H162ZM231 82L229 81V84H230ZM236 83V82H235ZM57 84V83H56ZM60 84V83H59ZM88 84V83H87ZM119 84H121V83H119ZM127 84V83H126ZM138 84V83H137ZM147 84V83H146ZM153 84V83H152ZM151 84V85H152ZM159 84V83H158ZM161 84V83H160ZM220 84H222V83H220ZM232 84V83H231ZM259 85H260V83H258ZM30 85H33V89L32 88H30ZM111 85H112V83H111ZM143 85V84H142ZM141 85V86H142ZM150 85V86H151ZM40 86V87H39ZM57 86V85H56ZM88 86V85H87ZM86 86V87H87ZM102 86V85H101ZM100 86V88H102ZM104 86V85H103ZM117 86H118V84H117ZM126 86V85H125ZM135 86H137L136 84H135ZM149 86V85H148ZM149 86V87H150ZM222 86H223V84H222ZM232 86H233V84H232ZM49 87H50V85H49ZM48 87V88H49ZM59 87V86H58ZM84 87H85V85H84ZM134 87V86H133ZM147 87V86H146ZM215 87V86H214ZM261 87V86H260ZM47 88V90H49ZM56 88V87H55ZM99 88V87H98ZM99 88V89H100ZM104 88V87H103ZM109 88H111V86L109 87ZM113 88V87H112ZM120 88H121V86H120ZM126 88V87H125ZM143 88V86L141 87V89ZM151 89H152V87H150ZM154 88V87H153ZM227 88V87H226ZM225 88V89H226ZM129 89H130V87H129ZM144 89H146L145 87H144ZM219 89L220 90H222L220 87H219ZM234 89H236V88H234ZM263 89V88H262ZM103 90V89H102ZM108 90V89H107ZM112 90V89H111ZM125 90V89H124ZM154 90V89H153ZM238 90H239V88H238ZM67 91V92H68ZM72 91V90H71ZM85 91V90H84ZM126 91V90H125ZM124 91V92H125ZM129 91V90H128ZM127 91V92H128ZM138 91V90H137ZM186 91V90H185ZM226 91H228V89L227 90H225V92ZM260 91V90H259ZM66 92V93H67ZM75 92V91H74ZM108 92V91H107ZM130 92V91H129ZM131 92H132V90H131ZM234 92V91H233ZM240 92V91H239ZM43 93V94H44ZM48 93V96H50L51 94H53V90H49V92H47ZM46 93V94H47ZM56 93V92H55ZM71 93V92H70ZM105 93V92H104ZM141 93H144V92H142L141 91ZM151 93V92H150ZM154 93V92H153ZM157 93V92H156ZM179 93V92H178ZM227 93H229V92H227ZM237 93V92H236ZM249 93V92H248ZM252 93V92H251ZM258 93V92H257ZM71 94H73V93H71ZM124 95H126V93H123ZM137 94V93H136ZM159 94H160V92H159ZM185 94V93H184ZM219 94V93H218ZM238 94V93H237ZM21 97H20V96ZM68 95V94H67ZM100 95V94H99ZM104 95V94H103ZM109 95V94H108ZM121 95H122V93H121ZM124 95H122V96H124ZM130 94H128V96H129ZM150 95V94H149ZM157 95V94H156ZM188 95V94H187ZM226 95V94H225ZM224 95V96H225ZM248 95V94H247ZM263 95H264V92H263ZM20 97L21 98V100H20V102L19 103H17L16 101H17V97ZM42 96V95H41ZM65 96V95H64ZM134 96V95H133ZM138 96V95H137ZM141 96V95H140ZM147 96V95H146ZM146 96H144V97H146ZM222 96V95H221ZM18 97V98H19ZM46 96L44 95V98H45ZM72 97V96H71ZM107 97V96H106ZM142 97V96H141ZM149 97V96H148ZM185 97V96H184ZM183 97V98H184ZM216 97H218V96H216ZM237 97V96H236ZM240 97V96H239ZM242 97V96H241ZM252 97V96H251ZM56 98V97H55ZM60 98V99H61ZM66 98V97H65ZM70 98V97H69ZM169 98H171V97H169ZM248 99H249V97H247ZM72 99V98H71ZM77 99V98H76ZM79 99V98H78ZM107 99V98H106ZM124 99V98H123ZM123 99H122V101H123ZM138 99V98H137ZM144 99V98H143ZM142 99V100H143ZM154 99V98H153ZM182 99V98H181ZM234 99V98H233ZM240 99V98H239ZM252 99V98H251ZM49 100H50V97H49ZM74 100V99H73ZM140 101H141V98L139 99ZM138 100V101H139ZM147 100V99H146ZM215 100H217V98L215 99ZM226 100H227V98H226ZM263 100V99H262ZM28 102V104L30 105V106H28V108H24V106H23V104H22V102ZM36 101V100H35ZM37 101H38V99H37ZM51 101V100H50ZM59 101V100H58ZM96 101V100H95ZM134 101V100H133ZM140 101H139V103H140ZM168 101V100H167ZM167 101H166V103H167ZM228 101V100H227ZM235 101V100H234ZM51 102H53V101H51ZM60 102V101H59ZM63 102H64V100H63ZM72 102V101H71ZM93 102V101H92ZM106 102H107V100H106ZM121 102V101H120ZM144 101H142V103H143ZM153 102V101H152ZM181 102V101H180ZM218 102V101H217ZM223 102H224V100H223ZM226 102V101H225ZM236 102V101H235ZM263 102V101H262ZM135 103V102H134ZM138 103V102H137ZM164 103V102H163ZM60 103H58V105H59ZM91 104H93V103H91ZM97 104V103H96ZM104 104H106V103H104ZM177 104H178V102H177ZM176 104V105H177ZM223 104V103H222ZM221 104V105H222ZM226 104V103H225ZM224 104V105H225ZM234 104V103H233ZM232 104V105H233ZM238 104H240L239 102H238ZM246 104V103H245ZM250 104H251V102H250ZM54 105V104H53ZM103 105V104H102ZM109 105V104H108ZM113 105V104H112ZM134 105V104H133ZM138 105V104H137ZM168 105V104H167ZM170 105V104H169ZM175 105V106H176ZM214 105H215V103H214ZM219 105H220V103H219ZM247 105H248V102H247ZM46 106H48L47 105V103H46ZM46 106H45V108H46ZM55 106V105H54ZM91 106V105H90ZM89 106V107H90ZM95 106V105H94ZM93 105H92V108L94 107ZM99 106H101V105H99ZM117 106V105H116ZM139 106V105H138ZM137 106V107H138ZM140 106H142V104L140 105ZM162 106V105H161ZM164 106V105H163ZM162 106V107H163ZM249 106H251V105H249ZM38 107V106H37ZM71 107H72V105H71ZM70 107V108H71ZM222 107V106H221ZM236 108L238 107V106H235ZM92 108H91V110H92ZM117 108V107H116ZM115 108V109H116ZM145 108V107H144ZM146 108H148V106L146 107ZM164 108V107H163ZM162 108V109H163ZM169 108H171L170 106H169ZM173 108V107H172ZM171 108V109H172ZM223 108V107H222ZM235 108V109H236ZM244 108V107H243ZM255 108V107H254ZM253 108V109H254ZM262 108V107H261ZM40 109V108H39ZM47 109V108H46ZM52 109V108H51ZM58 109H59V107H58ZM63 109V108H62ZM62 109H61V112H62ZM88 109V108H87ZM112 109V108H111ZM118 109H119V107H118ZM129 109V108H128ZM128 109H126V110H128ZM158 109V108H157ZM165 109V108H164ZM174 109V108H173ZM215 109V108H214ZM227 109H228V107H227ZM36 110H37V108H36ZM89 110V109H88ZM105 110V109H104ZM140 110H142V109H140ZM144 110V109H143ZM170 110V109H169ZM216 110V109H215ZM229 110H230V108H229ZM229 110H227V111H229ZM240 110V109H239ZM244 110V109H243ZM58 111V110H57ZM65 111H67V110H65ZM69 111V110H68ZM129 111V110H128ZM152 111H153V109H152ZM151 111V112H152ZM161 111V110H160ZM217 111H219V110H217ZM259 111V110H258ZM257 111V112H258ZM40 112V111H39ZM64 112V111H63ZM85 112V111H84ZM127 112V111H126ZM130 112V111H129ZM137 112V111H136ZM135 112V113H136ZM146 112H148V111H146ZM166 113L168 112L167 111V108H166V111H165ZM170 112H171V110H170ZM220 112V111H219ZM219 112H217V113H219ZM230 112V111H229ZM263 112H264V108H263ZM34 113V112H33ZM68 113V112H67ZM74 113V112H73ZM76 113H78V112H76ZM102 113V112H101ZM143 113V112H142ZM149 113V112H148ZM148 113H146L147 115H149ZM157 113H159V111L157 112ZM232 112H230L229 113V115L231 114ZM237 113V112H236ZM244 114H245V112H243ZM49 114H51L50 112H49ZM53 114V113H52ZM61 114V113H60ZM66 113H64V115H65ZM127 114H128V112H127ZM138 115H139V112L137 113ZM180 114V113H179ZM221 114V113H220ZM219 114V115H220ZM91 115V114H90ZM146 115V116H147ZM223 115V114H222ZM227 115V114H226ZM241 115V114H240ZM260 115H261V113H260ZM33 116V115H32ZM35 116H38V115H36L35 114ZM44 116V115H43ZM52 116V115H51ZM56 116V115H55ZM67 116H69V114H67ZM128 116H129V114H128ZM133 116V115H132ZM159 116V115H158ZM158 116H157V118H156V120L157 119H159L158 118ZM163 116V115H162ZM161 116V117H162ZM213 116V115H212ZM228 116V115H227ZM226 116V117H227ZM245 116V115H244ZM47 117V116H46ZM59 117H63V114H62V116H58V118ZM65 117V116H64ZM70 117V116H69ZM126 117V116H125ZM134 117V116H133ZM137 117V116H136ZM145 117V116H144ZM160 117V116H159ZM160 117V118H161ZM218 117V116H217ZM222 117V116H221ZM230 117V116H229ZM241 117V116H240ZM247 117V116H246ZM245 117V118H246ZM264 117V116H263ZM52 118H53V116H52ZM66 118V117H65ZM64 118V119H65ZM132 118V117H131ZM168 118V117H167ZM225 118V117H224ZM237 118V117H236ZM236 118H235V120H236ZM259 118V117H258ZM47 119V118H46ZM60 119H63V118H60ZM147 119V118H146ZM222 119H223V117H222ZM221 119V120H222ZM231 119V118H230ZM240 119V118H239ZM95 120V119H94ZM147 120H149V118L147 119ZM151 120V119H150ZM166 120V119H165ZM226 120V119H225ZM238 120V119H237ZM241 121H242V118L240 119ZM258 120V119H257ZM32 121V120H31ZM58 121V120H57ZM56 121V122H57ZM124 121H125V119H124ZM132 121H134V120H132ZM143 121H144V118H143ZM154 121V120H153ZM164 121V120H163ZM214 120H212V122H213ZM228 121H229V119H228ZM241 121L240 122H238V123H241ZM30 122V121H29ZM126 122V121H125ZM145 122H147V121H145ZM198 122V121H197ZM91 123H93L92 121H91ZM153 123V122H152ZM155 123V122H154ZM153 123V124H154ZM157 123H158V120H157ZM179 123V122H178ZM216 123V122H215ZM232 123V122H231ZM245 123V122H244ZM34 124V123H33ZM56 124V123H55ZM64 124V123H63ZM151 124V123H150ZM149 124V125H150ZM223 124V123H222ZM45 125V124H44ZM50 125V124H49ZM52 125H54V124H52ZM68 125V127L69 128H71L72 126H74L75 127V129H73V131L74 132H78L77 134H75V133H73V131H72V133L70 134L71 135V137L70 136H68L67 135V126ZM119 125V124H118ZM117 125V126H118ZM139 125V124H138ZM145 124H143V126H144ZM157 125V124H156ZM227 125H228V123H227ZM235 125V124H234ZM59 126V125H58ZM63 126V125H62ZM137 126V125H136ZM153 126V125H152ZM161 126V125H160ZM218 126H220V125H218ZM223 126V125H222ZM231 126H233V124L231 125ZM239 126V125H238ZM244 126V125H243ZM42 127V126H41ZM53 127H56L55 125L53 126ZM77 127H78V129H77ZM139 127H141V126H139ZM196 127V126H195ZM57 128V127H56ZM62 128V127H61ZM138 127H136V129H137ZM154 128H155V126H154ZM217 128H219V127H217ZM221 128V127H220ZM224 128V127H223ZM148 129V128H147ZM262 129V128H261ZM39 130V131H40ZM51 130H52V128H51ZM134 130V129H133ZM156 130V129H155ZM195 130V129H194ZM220 130V129H219ZM225 130V129H224ZM237 130H238V128H237ZM240 130V129H239ZM91 131H92V129H91ZM97 131H100V130H98L97 129ZM149 131V130H148ZM154 131V130H153ZM162 131V130H161ZM211 131V130H210ZM223 131V130H222ZM228 131V130H227ZM226 131V132H227ZM233 131H235V130H233ZM232 131V132H233ZM94 132V131H93ZM147 132V131H146ZM216 132V131H215ZM231 132V133H232ZM60 133L61 134H63L62 136L63 137H61L60 136ZM212 133V132H211ZM65 134V135H64ZM154 134V133H153ZM152 134V135H153ZM217 134V133H216ZM100 135H101V133H100ZM148 135H150V133L148 134ZM161 135V134H160ZM229 135V134H228ZM235 135V134H234ZM145 137H146V135H144ZM151 136V135H150ZM207 136H208V134H207ZM59 137H60V139H59ZM67 137V138H66ZM149 137V136H148ZM235 137H236V135H235ZM103 138V136L101 135V137L98 139V144H100L101 143V139ZM134 138V137H133ZM161 138V137H160ZM159 138V139H160ZM206 138H208V137H206ZM221 139V138H220ZM220 139H218V140H220ZM231 141H232V136H231ZM239 139V138H238ZM143 140V139H142ZM141 140V142H143ZM192 140V139H191ZM224 140V137H223V139H222V141ZM263 140V139H262ZM228 141V140H227ZM234 141V140H233ZM90 142V140H88V137H84L83 139H82V141H81V144H78V145H86V144H88ZM100 142V143H99ZM105 142V141H104ZM161 142V141H160ZM174 142V141H173ZM205 142V141H204ZM224 142V141H223ZM241 142V141H240ZM47 143H48V145H47ZM176 143V142H175ZM216 143V142H215ZM219 143V142H218ZM229 143H232V142H229ZM142 144V143H141ZM155 144V143H154ZM220 144V143H219ZM227 144V143H226ZM238 144H240V143H238ZM77 145V144H76ZM106 145V144H105ZM176 145V144H175ZM178 145V144H177ZM176 145V146H177ZM189 145V144H188ZM216 145H217V143H216ZM221 145V144H220ZM223 145V144H222ZM248 145V144H247ZM146 146V145H145ZM161 146V145H160ZM205 146V145H204ZM225 146V145H224ZM224 146H222V147H224ZM233 146V145H232ZM237 146V145H236ZM27 147H28V149L29 150H27V151H25L26 153H24V150L25 149H27ZM108 147V146H107ZM127 147V146H126ZM221 147V148H222ZM260 147H262V146H260ZM39 148V147H38ZM149 148V147H148ZM162 148V147H161ZM167 148V147H166ZM225 148H226V146H225ZM232 148H234V147H232ZM100 149V148H99ZM108 149H109V147H108ZM125 149V148H124ZM193 149V148H192ZM235 149V148H234ZM244 149V148H243ZM248 149V148H247ZM138 150H139V148H138ZM158 150H160V149H158ZM209 150V149H208ZM215 150H216V148H215ZM214 150V151H215ZM231 150V149H230ZM249 150V149H248ZM262 150V149H261ZM94 151V150H93ZM92 151V152H93ZM113 151V150H112ZM187 151V150H186ZM210 151V150H209ZM223 151V150H222ZM247 151V150H246ZM245 151V152H246ZM260 151V150H259ZM50 152V151H49ZM91 152V153H92ZM99 152V151H98ZM141 153H142V150L140 151ZM217 152H218V150H217ZM216 152V153H217ZM244 152V153H245ZM123 153V152H122ZM137 153H139V152H137ZM157 153V152H156ZM204 153V152H203ZM223 153H224V151H223ZM222 153V154H223ZM250 153V152H249ZM249 153L247 152L246 154H248L249 155ZM261 153V152H260ZM103 154H104V152H103ZM160 154V153H159ZM172 154H173V152H172ZM236 154V153H235ZM257 154V153H256ZM41 155H40V157H41ZM174 155H176V157H177V153L176 154H174ZM211 155V154H210ZM210 155H209V157H210ZM214 155V153H212V156ZM45 156V158H46V154L44 155ZM85 154L83 155V156H81V157H83V158H85V157H87V156H85ZM89 156H91L90 154H89ZM98 156H99V154H98ZM97 156V157H98ZM102 156V155H101ZM108 156V155H107ZM155 157L157 156V155H154ZM160 156V155H159ZM206 157L208 156V155H205ZM205 156H204V158H205ZM215 156V155H214ZM229 156V155H228ZM240 156V155H239ZM36 157H37V155H36ZM61 157V156H60ZM128 157V156H127ZM140 157V156H139ZM217 157V156H216ZM223 157V156H222ZM230 157V156H229ZM228 157V158H229ZM246 157V156H245ZM42 158H43V155H42ZM89 158V157H88ZM94 158H96V157H94ZM175 158V157H174ZM203 158V157H202ZM239 158V157H238ZM250 158V157H249ZM257 158H258V155H257ZM33 159V158H32ZM37 159V158H36ZM48 159H49V156H48ZM99 159H101L100 157H99ZM104 159V158H103ZM102 159V160H103ZM190 159V158H189ZM222 159V158H221ZM231 159V158H230ZM233 159V158H232ZM35 160V159H34ZM40 160V159H39ZM137 160V159H136ZM169 160V159H168ZM181 160V159H180ZM209 160V159H208ZM249 160V159H248ZM43 161H44V158H43ZM48 160H45V162H47ZM70 161V162H71ZM105 161V160H104ZM153 161V160H152ZM162 161V160H161ZM184 161H186V160H184ZM218 161V160H217ZM222 161V160H221ZM220 160H219V162H221ZM257 161V160H256ZM261 161V160H260ZM259 161V162H260ZM37 162V161H36ZM40 162L42 163V161L40 160ZM49 162V161H48ZM64 162V161H63ZM63 162H62V165H63ZM97 162V161H96ZM121 162V161H120ZM134 162H137V161H134ZM148 162V161H147ZM201 162V161H200ZM208 162V161H207ZM39 163V162H38ZM50 163V162H49ZM66 163V162H65ZM72 163V162H71ZM199 163V162H198ZM209 163V162H208ZM213 163V162H212ZM227 163V162H226ZM230 163V162H229ZM232 163V162H231ZM230 163V164H231ZM256 163V162H255ZM261 163V162H260ZM53 164V163H52ZM97 164V163H96ZM98 164H99V162H98ZM97 164V165H98ZM134 164V163H133ZM132 164V165H133ZM161 164V163H160ZM184 164V163H183ZM197 164V163H196ZM218 164V163H217ZM221 164V163H220ZM228 164V163H227ZM46 165H47V163H46ZM45 165V166H46ZM50 165H51V163H50ZM55 165V164H54ZM65 165V164H64ZM206 165V164H205ZM212 165V164H211ZM229 165V164H228ZM257 165H258V163H257ZM260 165V164H259ZM258 165V167H260ZM66 166V165H65ZM117 166V165H116ZM173 166V165H172ZM199 166H200V164H199ZM208 166H210V165H208ZM55 167H56V165H55ZM96 167V166H95ZM150 167V166H149ZM174 167V166H173ZM187 167V166H186ZM207 167V166H206ZM217 167V166H216ZM219 167V166H218ZM20 168L22 169V172H20L19 170H20ZM40 168V167H39ZM49 168V167H48ZM47 168V169H48ZM59 168H61V169H59ZM99 168V167H98ZM181 169H182V167H180ZM204 168V167H203ZM212 168V167H211ZM46 169V168H45ZM44 169V170H45ZM47 169H46V171H47ZM53 169V170H54ZM66 169H68V170H66ZM158 169H159V166H157V167H155L154 168V173L155 174H157V172H158ZM173 169V168H172ZM178 169V168H177ZM185 169H187V168H185ZM234 169H236V168H234ZM35 170V169H34ZM33 170V171H34ZM37 170V169H36ZM43 170V171H44ZM51 170H52V168H51ZM74 170H76L77 172H78V174L77 175H72V171H74ZM91 170V171H90ZM130 170V169H129ZM148 170H149V168H148ZM148 170H147V167H144V165L143 166H141V165H139L137 168H133V171L135 172V176L138 178V180H139V187L137 188V191H139V190H143V184H144V181L145 182H147L146 181V173L148 172ZM237 170V169H236ZM263 170V169H262ZM261 170V171H262ZM38 171V170H37ZM164 171V170H163ZM183 171V170H182ZM182 171H181V173H182ZM241 171V170H240ZM54 172V171H53ZM58 172V173H59ZM125 172V171H124ZM173 172V171H172ZM201 172V171H200ZM203 172V171H202ZM48 173V172H47ZM52 173V172H51ZM127 173V172H126ZM153 173V174H154ZM167 174L166 175H163V172H161L160 174L158 173L157 175H153V176H151V177H154L155 178V176H156V179L153 181V187H150L149 185H148V187H147V191H146V194L145 195H143V197L141 196V198H139V200H136V203H135V205L134 206H129V208L127 207L126 208V210L124 211V212H122L121 214H120V222H121V224H122V226H121V232H120V234H119V231L117 230L116 232L117 233H115V234H117V236L114 238V239H111V238H109L110 239V242H109V244L106 246L105 244V252L107 253V256H108V260H109V263L110 264H114V262L117 260V259H119V258H122V259H131L132 258V255H134L135 256V254H136V251H137V249H138V246H137V248L136 249H132V248H134L133 246H135L136 244H137V242H138V244L141 242L142 243V241H144V240H148V239H151L152 237H159V233H160V231H161V229H162V227H164V230H168L169 229V219H170V213H168V212H166L165 210L167 209V206L169 205L168 203H169V201H168V199H169V184H168V180H170V178H172V176H171V172L169 173V171H168V169H167V172H166ZM207 173V172H206ZM209 173H210V170H209ZM236 174L238 173V172H235ZM234 173V174H235ZM31 174V173H30ZM44 174V173H43ZM49 174V173H48ZM57 174V173H56ZM149 174V176H150V173H148ZM211 174V173H210ZM242 174V173H241ZM49 175H52V174H49ZM54 175H55V173H54ZM181 175V174H180ZM197 175V174H196ZM209 175V174H208ZM31 176V175H30ZM40 176V175H39ZM66 176V175H65ZM125 176H126V174H125ZM148 176V177H149ZM204 176V175H203ZM50 177V176H49ZM48 177V178H49ZM136 177L133 179L132 178V180H133V183L135 182L134 180H136ZM164 177H166V178H168L167 180L166 179H164ZM181 177V176H180ZM208 177V176H207ZM47 178V179H48ZM97 178V177H96ZM95 178V179H96ZM122 178V177H121ZM57 179V178H56ZM148 179V178H147ZM194 179V178H193ZM202 179H203V177H202ZM39 180V178L37 179V181ZM53 180H55V179H53ZM132 180H130V181H132ZM152 180V179H151ZM150 180V181H151ZM175 180H179L178 178H176ZM199 180V179H198ZM204 180V179H203ZM207 180V179H206ZM36 181V182H37ZM96 181H98V178L96 179ZM129 181V182H130ZM164 182L165 184H161V182ZM200 181H202V180H200ZM199 181V182H200ZM240 181V180H239ZM48 182H49V180H48ZM47 182V183H48ZM51 182V181H50ZM55 182H56V180H55ZM99 182V181H98ZM97 182V183H98ZM129 182H127V181H124V183H123V187L122 188H124V189H126V190H128V189H132L133 188V184H131V182L129 183ZM179 182V181H178ZM34 183V182H33ZM112 183V182H111ZM143 183V184H142ZM35 184V183H34ZM49 184V183H48ZM53 184V183H52ZM56 184V183H55ZM121 184V183H120ZM146 184V183H145ZM178 184V183H177ZM204 184V183H203ZM203 184H202V186H203ZM235 184H237V182L235 183ZM264 184V183H263ZM32 185V184H31ZM44 185V184H43ZM51 185V184H50ZM198 185V184H197ZM197 185H196V187H197ZM222 185V184H221ZM241 185H243L242 183H241ZM240 185V186H241ZM42 186V185H41ZM45 186V185H44ZM87 186V185H86ZM145 186V185H144ZM177 186V185H176ZM206 186V185H205ZM204 186V187H205ZM210 186V185H209ZM239 186V185H238ZM239 186V187H240ZM43 187V186H42ZM42 187H40V188H42ZM49 187V186H48ZM116 187H119V185L118 186H116ZM175 187V186H174ZM204 187H202V188H204ZM235 187V186H234ZM237 187V186H236ZM31 188V187H30ZM37 188V187H36ZM39 188V189H40ZM44 188V187H43ZM47 187L45 186V189H46ZM52 188H53V186H52ZM87 188V187H86ZM172 188V187H171ZM188 188V187H187ZM241 188H244V187H241ZM44 189V190H45ZM49 189V188H48ZM51 189V188H50ZM31 190V189H30ZM33 190V189H32ZM31 190V191H32ZM95 190V189H94ZM98 190V189H97ZM145 190V189H144ZM189 191H190V189H188ZM192 190V189H191ZM199 190L201 191V187L199 188ZM242 190H245V189H242ZM257 190H259V189H257ZM34 191H35V188H34ZM41 191V190H40ZM74 191H75V189H74ZM171 191V190H170ZM193 191H194V189H193ZM200 191H197V192H200ZM235 191V190H234ZM29 192V191H28ZM33 192V191H32ZM36 192V191H35ZM48 191H45V195H46V193H47ZM84 192H86V191H83V194H84ZM95 192V191H94ZM120 192V191H119ZM175 192V191H174ZM183 192H184V189H183ZM192 192V191H191ZM215 192V191H214ZM233 192V191H232ZM231 192V193H232ZM247 192V191H246ZM260 191H258L257 193H259ZM37 193V192H36ZM43 193H44V191H43ZM42 193V194H43ZM91 193V192H90ZM124 193V192H123ZM188 193L189 192H187V195H188ZM195 193V192H194ZM202 193V192H201ZM200 193V194H201ZM92 194V193H91ZM117 194H118V192H117ZM182 194V193H181ZM190 194V197H191V193H189ZM210 194V193H209ZM230 194V193H229ZM238 193L236 192V195H237ZM35 195V194H34ZM34 195H33V197H34ZM35 195V196H36ZM132 195V194H131ZM213 195H214V193H213ZM260 195V194H259ZM36 196V197H37ZM92 196V195H91ZM109 196H111V195H109ZM116 196V195H115ZM177 196H179V195H177ZM176 196V197H177ZM198 195H196V197H197ZM202 196V195H201ZM200 196V197H201ZM243 196V195H242ZM256 196V195H255ZM39 197H40V199H41V201L40 202H38V200H39ZM111 197H113V196H111ZM184 197V196H183ZM203 197V196H202ZM201 197V198H202ZM208 197V196H207ZM210 197V196H209ZM237 197V196H236ZM110 198V197H109ZM177 198H179V197H177ZM205 198V195H204V197H203V199ZM222 198V197H221ZM235 198V197H234ZM243 198V197H242ZM247 198H248V196H247ZM263 198V197H262ZM138 199V198H137ZM173 199V198H172ZM181 199H184V198H181ZM189 199V198H188ZM192 199H195V198H192ZM218 199V198H217ZM220 199V198H219ZM244 199V198H243ZM257 199V198H256ZM32 200V201H31ZM99 200V199H98ZM103 200V199H102ZM132 200V199H131ZM180 200V199H179ZM209 200H210V198H209ZM212 200H214V199H212ZM225 200V199H224ZM239 200H241V199H239ZM257 200H259V198L257 199ZM262 200V199H261ZM261 200H259L260 202H261ZM193 201V200H192ZM237 201H238V199H237ZM236 201V202H237ZM242 201V200H241ZM250 201V200H249ZM254 201V200H253ZM29 203V205H28V207L27 208H25V204L26 203ZM109 202V201H108ZM111 202V201H110ZM109 202V203H110ZM133 202V201H132ZM172 201H170V203H171ZM176 203H177V200L175 201ZM182 202V201H181ZM198 202V204H200L199 203V200L197 201ZM203 202H205V199H204V201ZM214 202H215V200H214ZM213 202V203H214ZM251 202V201H250ZM258 202V201H257ZM256 202V203H257ZM175 203V204H176ZM194 203V202H193ZM192 203V204H193ZM206 203V202H205ZM209 203V202H208ZM215 203H217V202H215ZM214 203V204H215ZM237 203H239V202H237ZM241 203V202H240ZM249 203V202H248ZM255 203V204H256ZM259 203V202H258ZM113 204V203H112ZM236 204V203H235ZM243 204V203H242ZM99 205H100V203H99ZM130 205H131V203H130ZM190 206V205H189ZM205 206V205H204ZM203 206V207H204ZM217 206V205H216ZM231 206H233V205H231ZM236 206V205H235ZM234 206V207H235ZM239 206V205H238ZM251 206V205H250ZM257 206V205H256ZM119 207V206H118ZM234 207H232V208H234ZM237 207V206H236ZM244 207V206H243ZM112 208V207H111ZM117 208V206L114 208V209H116ZM187 208H188V205H187ZM186 208V209H187ZM206 208V207H205ZM208 208V207H207ZM228 208H229V206H228ZM231 208V210H234V209H232ZM240 207H238V209H239ZM241 208H242V206H241ZM248 208V207H247ZM249 208H252L253 209V207L251 206V207H249ZM119 209H122V208H119ZM191 209V208H190ZM190 209H188V210H190ZM225 209H226V207H225ZM123 210V209H122ZM121 210V211H122ZM168 210V209H167ZM187 210V211H188ZM220 210V209H219ZM218 210V211H219ZM244 210V209H243ZM115 211V210H114ZM183 211V210H182ZM229 211V210H228ZM235 211V210H234ZM249 211V214H251L250 213V210H248ZM248 211H247V213H248ZM3 212V213H4ZM215 212V211H214ZM230 212V211H229ZM228 212V213H229ZM241 212V211H240ZM253 212V211H252ZM263 212V211H262ZM97 213H99L98 211H97ZM109 213H110V211H109ZM115 213V212H114ZM202 213H204V212H202ZM212 213H213V211H212ZM217 213V212H216ZM225 213H226V211H225ZM235 214H236V212H234ZM246 213V214H247ZM113 213H111V215H112ZM181 214V213H180ZM214 214V213H213ZM232 214H233V212H232ZM246 214H244L245 216H246ZM110 215V214H109ZM177 215H179V214H177ZM218 215V214H217ZM220 215V214H219ZM226 215V214H225ZM228 215V214H227ZM3 216V215H2ZM103 216H104V214H103ZM131 216V217H130ZM180 216V215H179ZM253 216V215H252ZM255 216V215H254ZM102 217V216H101ZM106 217V216H105ZM110 217V216H109ZM112 217V216H111ZM172 217V216H171ZM182 217H183V215H182ZM190 217V216H189ZM225 217L226 216H224V219H225ZM230 217H232V215L230 216ZM262 217V216H261ZM250 218V217H249ZM251 218H253V217H251ZM175 219V218H174ZM179 219V218H178ZM182 219V218H181ZM187 219V218H186ZM227 219V218H226ZM247 219H248V217H247ZM256 219V218H255ZM95 220V219H94ZM228 221H230L229 219H227ZM253 220V219H252ZM259 220H262L261 218L259 219ZM79 221V220H78ZM89 221V220H88ZM98 221V220H97ZM108 221V223L109 224H112V223H110L111 221L110 220H107ZM171 221H173V220H171ZM223 221V220H222ZM233 221H234V219H233ZM245 221V220H244ZM251 221V220H250ZM250 221H248V224H249V222ZM256 221V220H255ZM114 222V221H113ZM176 222H179V221H177L176 220ZM236 222V221H235ZM253 222V221H252ZM65 223V222H64ZM79 224H80V222H78ZM77 223V224H78ZM98 223V222H97ZM180 223V222H179ZM242 223V222H241ZM2 224V219H0V225ZM67 224H69L68 222H67ZM78 224V225H79ZM84 224V223H83ZM87 224H88V222H87ZM105 224V223H104ZM177 224V223H176ZM232 224H233V222H232ZM238 224V223H237ZM243 224V223H242ZM86 225V224H85ZM219 225V224H218ZM224 225V224H223ZM223 225H222V227H223ZM254 225V224H253ZM257 225V224H256ZM61 226V225H60ZM62 226H65L64 224H62ZM68 226H70V225H68ZM102 226H103V224H102ZM105 226V225H104ZM111 226V225H110ZM114 226H115V224H114ZM176 225H174L173 227H175ZM226 226V225H225ZM67 227V226H66ZM78 227V226H77ZM173 227H170L171 229L173 228ZM176 227H178V226H176ZM214 228H215V226H213ZM229 227V226H228ZM250 227H252V226H250ZM254 227V226H253ZM252 227V228H253ZM55 229L54 230H56V227H54ZM64 228V227H63ZM120 228V227H119ZM159 228V229H158ZM225 228H227V227H225ZM232 228V227H231ZM241 228V227H240ZM255 228V227H254ZM253 228V229H254ZM62 229V228H61ZM66 229V228H65ZM73 229H75V228H73ZM78 229V228H77ZM102 229V228H101ZM104 230H105V228H103ZM108 230H109V227L107 228ZM111 229V228H110ZM156 229V230H155ZM230 229V228H229ZM64 230V229H63ZM155 230V231H154ZM218 230H220L219 228L217 229V231ZM225 230V229H224ZM69 231V230H68ZM106 231V230H105ZM105 231H104V233H105ZM110 231V230H109ZM168 231H170V230H168ZM214 231V230H213ZM216 231V230H215ZM231 231V230H230ZM241 231V233H242V230H240ZM6 232V231H5ZM66 233H67V231H65ZM107 232V231H106ZM111 232V231H110ZM109 232V233H110ZM167 232V231H166ZM237 232H239V231H237ZM248 232V231H247ZM255 232V231H254ZM9 233H7V234H9ZM47 233V234H46ZM50 233H51V231H50ZM63 233H64V231H63ZM113 233V232H112ZM223 233H224V231H223ZM250 233V232H249ZM0 234H1V232H0ZM53 235H54V233H52ZM93 234V233H92ZM101 234V233H100ZM107 234V233H106ZM111 234V233H110ZM168 234V233H167ZM218 234V232L216 233V235ZM229 234H230V232H229ZM232 234H233V232H232ZM247 234V233H246ZM61 235H63V234H61ZM60 235V236H61ZM104 235V234H103ZM102 235V236H103ZM214 235V234H213ZM226 235V234H225ZM224 235V236H225ZM244 235V238L246 237L245 236V234H243ZM257 236H256V239H257V241L255 242V249L253 250L252 249V247H251V250H253L254 252H255V258L253 259V261H250V260H252V258L249 260L248 259V261H247V264H264V224H262L261 223V225H259L258 227H257V234H256ZM3 236H5L4 234H3ZM7 236V235H6ZM101 235H99V237H100ZM166 236H168V235H166ZM235 236V235H234ZM238 236V235H237ZM247 236H248V234H247ZM251 236V235H250ZM32 237H35L36 239H33L34 240V242H26V241H28V240H30V239H32ZM44 237H43V239H44ZM46 237H48V236H46ZM45 237V238H46ZM50 237H51V235H50ZM105 237H107V236H105ZM214 237V236H213ZM226 237V236H225ZM224 237V238H225ZM229 237H230V235H229ZM49 238V237H48ZM56 238V237H55ZM101 239H102V237H100ZM108 238V237H107ZM164 238H166V237H164ZM227 238V237H226ZM236 238V237H235ZM246 238H248V237H246ZM50 239V238H49ZM64 239V238H63ZM88 239V238H87ZM103 239H104V237H103ZM102 239V240H103ZM106 239V238H105ZM217 239V238H216ZM221 239H222V237H221ZM233 239V238H232ZM232 239H231V241H232ZM55 240V239H54ZM102 240H99L98 239V241H96V243L97 242H99V241H101L102 242ZM227 240V239H226ZM254 240V239H253ZM52 241V240H51ZM83 241V240H82ZM81 241V242H82ZM86 241V240H85ZM90 241V240H89ZM108 241V240H107ZM221 242H222V240H220ZM224 241H225V239H224ZM235 241H236V239H235ZM234 241V242H235ZM47 242H48V239H47ZM50 242V241H49ZM54 242V241H53ZM63 242H65V241H63ZM81 242H80V244H81ZM84 242V241H83ZM101 242H100V244H101ZM105 242V241H104ZM239 242V241H238ZM11 243V242H10ZM60 243V242H59ZM70 243V242H69ZM78 243V242H77ZM217 243V242H216ZM220 243V242H219ZM228 243V242H227ZM226 243V244H227ZM229 243H233V242H230L229 241ZM246 243H248V242H246ZM245 243V244H246ZM80 244L79 245H76V243L75 244H73V245H75V246H77L78 248H79V246H80ZM85 244V243H84ZM148 244V242L146 243V245ZM218 244V243H217ZM221 244V243H220ZM244 244V243H243ZM243 244H241L242 246H243ZM72 245V247L74 248V246ZM89 245V244H88ZM98 245V244H97ZM232 245V244H231ZM237 245H239V244H237ZM253 244H251V246H252ZM9 246V245H8ZM63 246H64V244H63ZM227 246H228V244H227ZM233 246H234V244H233ZM3 247H4V245H3ZM2 247V248H3ZM6 247L7 246H5V249H6ZM58 247V246H57ZM66 247V246H65ZM141 247H142V245H141ZM229 247V246H228ZM235 247V246H234ZM10 248V247H9ZM67 248V247H66ZM69 248V247H68ZM76 248V247H75ZM84 248V247H83ZM86 248V247H85ZM94 248V247H93ZM97 248V247H96ZM95 248V249H96ZM142 248H144V246L142 247ZM142 248H140V249H142ZM216 248H217V246H216ZM220 248V247H219ZM231 248H232V246H231ZM244 248V247H243ZM248 248H250L249 246H248ZM5 249H4V251H5ZM98 249V248H97ZM132 249V250H131ZM145 249V248H144ZM218 249V248H217ZM220 249H222V247L220 248ZM229 249V248H228ZM1 250V249H0ZM7 250H8V248H7ZM66 250H68V249H66ZM143 250V249H142ZM219 250V249H218ZM244 250V249H243ZM91 251V250H90ZM216 251V250H215ZM222 251V250H221ZM221 251H220V253H221ZM239 251V250H238ZM237 251V252H238ZM140 251H137V253H139ZM144 252V251H143ZM148 252V251H147ZM146 252V253H147ZM243 252V251H242ZM242 252H240L239 253V257H242V256H240V254L242 253ZM247 252H248V250H247ZM1 253V252H0ZM95 253V252H94ZM145 253V254H146ZM230 253V252H229ZM229 253L227 254V255H229ZM17 254V253H16ZM32 254V253H31ZM90 254V253H89ZM139 254H141V253H139ZM139 254H137V255H139ZM237 254V253H236ZM243 254V253H242ZM38 255V254H37ZM59 255V254H58ZM86 255V252L84 251V250H81V251H78L77 250V248L76 249H73V250H70L69 252H66V253H62V254H60L59 256H60V260L61 261H63V262H67V263H69V262H71V263H76V262H82V263H87L88 264V262H87V260H86V257H83V256H85ZM234 255V254H233ZM233 255H232V257H233ZM212 256V255H211ZM217 256V255H216ZM230 256V255H229ZM252 256V255H251ZM2 257H4V256H2ZM213 257V256H212ZM226 257V256H225ZM231 257V258H232ZM21 258V257H20ZM19 258V259H20ZM22 258H24V256L22 257ZM37 258V257H36ZM143 258V257H142ZM214 258V257H213ZM217 257H215V259H216ZM228 258V257H227ZM237 258V257H236ZM243 258V257H242ZM6 260H5V262L8 260L7 258H5ZM27 259V258H26ZM219 259V258H218ZM217 259V260H218ZM222 259V258H221ZM230 258H228V260H229ZM28 260H29V258H28ZM33 260V259H32ZM35 260V259H34ZM39 260V259H38ZM37 260V262L39 263V261ZM42 260V259H41ZM142 260V259H141ZM237 260H238V258H237ZM240 260V259H239ZM239 260H238V262H239ZM241 260H243V259H241ZM19 261H21V259L19 260ZM23 261V260H22ZM21 261V262H22ZM30 261V260H29ZM213 261V260H212ZM219 261V260H218ZM222 261V260H221ZM226 261V260H225ZM231 262L232 261H234V260H230ZM244 261V260H243ZM8 262H10V261H8ZM7 262V263H8ZM23 262H25V260L23 261ZM30 262H32V261H30ZM29 262V263H30ZM33 262H36V261H33ZM41 262V261H40ZM43 262V261H42ZM17 263V262H16ZM26 263H27V261H26ZM46 263V262H45ZM45 263H43V264H45ZM82 263H80V264H82ZM146 262H144V264H145ZM212 263V262H211ZM218 263V262H217ZM246 263V262H245ZM24 264V263H23ZM34 264V263H33ZM48 264H50V262L48 263ZM79 264V263H78ZM95 264V263H94ZM96 264H98V263H96ZM149 264V263H148ZM207 264H210V263H208L207 262ZM224 264H226V263H224ZM227 264H229V261H228V263ZM233 264V263H232ZM237 264V263H236ZM242 264V263H241ZM244 264V263H243Z\"/></svg>","mask_w":264,"mask_h":264}]
</instances>
